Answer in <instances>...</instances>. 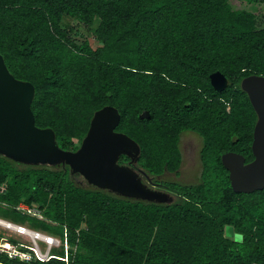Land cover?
I'll return each mask as SVG.
<instances>
[{
    "label": "trees",
    "instance_id": "16d2710c",
    "mask_svg": "<svg viewBox=\"0 0 264 264\" xmlns=\"http://www.w3.org/2000/svg\"><path fill=\"white\" fill-rule=\"evenodd\" d=\"M262 3L0 0V55L15 78L34 85L35 124L52 128L60 148L77 149L105 105L117 108L115 130L138 143L137 166L149 176L179 173L182 132L201 139L198 179L160 180L171 203L100 189L68 165L0 155V219L68 244L67 263L0 252V264H264V188L234 192L221 162L227 151L253 159L256 113L240 81L264 76V15L254 10ZM72 19L93 28L99 44L81 37ZM217 70L228 80L222 91L208 79ZM144 110L149 116L139 117ZM3 240L19 243L0 231ZM49 254L64 256L63 244Z\"/></svg>",
    "mask_w": 264,
    "mask_h": 264
},
{
    "label": "water",
    "instance_id": "95a60500",
    "mask_svg": "<svg viewBox=\"0 0 264 264\" xmlns=\"http://www.w3.org/2000/svg\"><path fill=\"white\" fill-rule=\"evenodd\" d=\"M208 79L216 91L228 85L218 70ZM240 87L256 113L250 143L253 159L245 162L242 154L227 151L221 155V162L228 171L232 190L250 193L264 188V76H245ZM34 92L31 82L9 72L0 55V155L26 165H68L70 174L77 173L87 184L120 196L157 203L173 201L169 192L152 189L144 182L149 175L137 166L140 146L127 134L115 130L120 121L117 108L105 105L96 110L79 147L65 150L56 143L52 128L36 126L31 109ZM148 116L146 110L139 115ZM121 155L128 158L124 164L119 163ZM225 234L232 237V227L226 226Z\"/></svg>",
    "mask_w": 264,
    "mask_h": 264
},
{
    "label": "rangeland",
    "instance_id": "374dc122",
    "mask_svg": "<svg viewBox=\"0 0 264 264\" xmlns=\"http://www.w3.org/2000/svg\"><path fill=\"white\" fill-rule=\"evenodd\" d=\"M241 3H242L241 7L245 6L251 8L248 4L246 5L244 1H241ZM254 10L255 13L259 15H264V3L257 4ZM66 22H68V19H66ZM75 22L76 21L73 20V25H76V29L81 34V37L85 36L93 47L97 46L99 43L96 41L93 35V28H91V30L86 32L84 28H82L79 24H76ZM179 146L182 155V162L179 168V173L177 175H175L174 173H165L164 175L160 176L158 179L177 180L181 182H194L198 179L199 172L201 169L200 160H199V149L201 147L200 137L193 132L184 131L181 133ZM169 193L174 198V194H172L171 192ZM0 231L2 232V235L4 237H11L16 241L26 244L28 246L35 247L36 243L38 244L39 247L41 246L43 249L44 246H46L44 242L41 240L33 239L30 236L22 235L15 230H12L10 228H5L1 225H0ZM52 247L59 249L60 246H56L55 244H53Z\"/></svg>",
    "mask_w": 264,
    "mask_h": 264
},
{
    "label": "built area",
    "instance_id": "2783aa9c",
    "mask_svg": "<svg viewBox=\"0 0 264 264\" xmlns=\"http://www.w3.org/2000/svg\"><path fill=\"white\" fill-rule=\"evenodd\" d=\"M16 208L21 210L22 212H25L37 218H43L40 211L34 206L30 207L26 204L20 203ZM7 224L13 225L16 228L13 230L17 231L18 233L25 235V236H30L31 238H33V234L40 233V235L44 236V238L46 237L45 240L42 238H33V239H38V240L43 241L46 246H44V251H43V248L41 246L39 247L36 242H35L36 243L35 247L28 246L26 244L19 242L18 245L20 247L26 248V250H21L20 248H18L17 244H12L6 240H3L0 243V252L6 253L8 257H11V258L18 257L19 259L25 260V261H29L33 258H37L39 260H47L51 256H54L56 258L64 260L67 263L68 244L66 242V238H64V241H61V239L57 236L55 237L50 234L48 235L47 233L44 234L43 232L33 230L25 225L14 224L12 223V221ZM64 236L66 237V231H64ZM53 244H55L56 246H60L61 244H63L64 252H65L64 256H56V255L49 254L50 249L53 248L52 247Z\"/></svg>",
    "mask_w": 264,
    "mask_h": 264
},
{
    "label": "flooded vegetation",
    "instance_id": "af4514ba",
    "mask_svg": "<svg viewBox=\"0 0 264 264\" xmlns=\"http://www.w3.org/2000/svg\"><path fill=\"white\" fill-rule=\"evenodd\" d=\"M128 161V158L125 162H121V163H126ZM159 177H153V176H149L148 179L144 178V182L147 183V185L152 188V189H159V190H164L167 191L165 188L162 187V184L160 182V179H158Z\"/></svg>",
    "mask_w": 264,
    "mask_h": 264
},
{
    "label": "bare ground",
    "instance_id": "6f19581e",
    "mask_svg": "<svg viewBox=\"0 0 264 264\" xmlns=\"http://www.w3.org/2000/svg\"><path fill=\"white\" fill-rule=\"evenodd\" d=\"M0 225L5 227V228H10V229H16L13 225L11 224H7L6 222L3 221V219H0ZM33 238H42V239H46V237L44 238V236L40 235V233L37 234H33Z\"/></svg>",
    "mask_w": 264,
    "mask_h": 264
}]
</instances>
